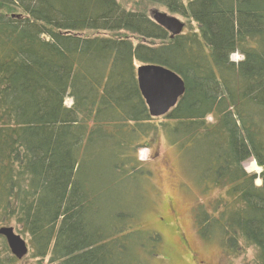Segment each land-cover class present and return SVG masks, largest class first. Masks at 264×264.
<instances>
[{"label": "trees", "instance_id": "16d2710c", "mask_svg": "<svg viewBox=\"0 0 264 264\" xmlns=\"http://www.w3.org/2000/svg\"><path fill=\"white\" fill-rule=\"evenodd\" d=\"M138 1L197 32L169 39L118 0H0V226H16L33 261L2 251L0 264H165L139 223L150 179L137 149L154 134L191 151L202 196L223 191L195 209L199 238L264 264V0ZM135 63L184 81L157 124Z\"/></svg>", "mask_w": 264, "mask_h": 264}, {"label": "rangeland", "instance_id": "374dc122", "mask_svg": "<svg viewBox=\"0 0 264 264\" xmlns=\"http://www.w3.org/2000/svg\"><path fill=\"white\" fill-rule=\"evenodd\" d=\"M118 3L127 11L142 12L150 18L154 11L166 13L184 23V33L197 32L194 22L173 15L164 8L138 0H118ZM230 59L233 62H239L241 57L235 54ZM138 66L139 64L135 63V67ZM64 105L70 107L72 105L71 99H65ZM161 121V119H157L155 124ZM206 122L211 123L212 118H207ZM145 141H147L148 147L137 149V158L149 173L150 180L144 185L140 193L141 198L138 206L142 211L139 223L142 228L150 229L160 235L163 263L246 264L253 262L255 250L252 247L237 250L235 254L231 255L217 241L206 243L197 235L193 222L195 209L198 206H203L210 210L212 203L223 196V191H215L202 196L201 191L196 189L197 178L192 167L191 151L179 153L178 147L167 144L163 136L158 134L145 138ZM252 163L251 159L243 162V170L249 174L259 175L260 168L256 172L246 170ZM254 185L258 187L260 182L256 180ZM158 217L163 218L166 223L161 224ZM4 227L13 228L14 233L18 234L16 226L9 224ZM20 236L27 241L24 235ZM180 237L185 240V244L182 243ZM2 251V255H11L5 240L0 237V253ZM192 254L194 261L191 260ZM28 256L25 257L27 262H33L27 259Z\"/></svg>", "mask_w": 264, "mask_h": 264}, {"label": "water", "instance_id": "95a60500", "mask_svg": "<svg viewBox=\"0 0 264 264\" xmlns=\"http://www.w3.org/2000/svg\"><path fill=\"white\" fill-rule=\"evenodd\" d=\"M152 21L170 34L179 36L184 28L179 20L157 11L152 12ZM135 78L140 96L151 118L165 116L184 95V81L171 70L159 65H140L135 70ZM2 237L16 260H22L28 253L26 242L15 234L11 227H1Z\"/></svg>", "mask_w": 264, "mask_h": 264}, {"label": "flooded vegetation", "instance_id": "af4514ba", "mask_svg": "<svg viewBox=\"0 0 264 264\" xmlns=\"http://www.w3.org/2000/svg\"><path fill=\"white\" fill-rule=\"evenodd\" d=\"M172 212V211H171ZM158 221L162 224V223H164L165 222V220H163V218H160V217H158ZM166 223V222H165ZM180 240L182 241V243L183 244H185V240L182 238V237H180ZM190 255V254H189ZM194 255L192 254V256H191V260L192 261H194Z\"/></svg>", "mask_w": 264, "mask_h": 264}, {"label": "bare ground", "instance_id": "6f19581e", "mask_svg": "<svg viewBox=\"0 0 264 264\" xmlns=\"http://www.w3.org/2000/svg\"><path fill=\"white\" fill-rule=\"evenodd\" d=\"M246 170L249 172H256L258 168L254 163H252Z\"/></svg>", "mask_w": 264, "mask_h": 264}]
</instances>
